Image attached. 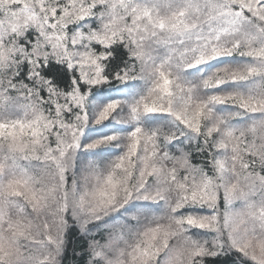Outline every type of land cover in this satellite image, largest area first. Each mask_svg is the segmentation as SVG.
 <instances>
[{"label": "snow or ice", "instance_id": "obj_1", "mask_svg": "<svg viewBox=\"0 0 264 264\" xmlns=\"http://www.w3.org/2000/svg\"><path fill=\"white\" fill-rule=\"evenodd\" d=\"M0 264H264V0H0Z\"/></svg>", "mask_w": 264, "mask_h": 264}]
</instances>
